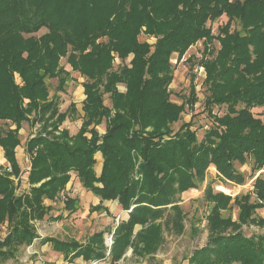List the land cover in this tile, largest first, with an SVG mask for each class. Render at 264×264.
<instances>
[{
	"label": "trees",
	"instance_id": "obj_1",
	"mask_svg": "<svg viewBox=\"0 0 264 264\" xmlns=\"http://www.w3.org/2000/svg\"><path fill=\"white\" fill-rule=\"evenodd\" d=\"M224 14L229 21L220 34L225 36H217L222 48L202 63L212 101L227 103L228 111L215 118L216 124L201 139L186 124L170 135L184 106L197 101L195 96L186 103L172 101L171 58L174 53L181 58L199 40L210 45L216 36L208 22ZM233 19L240 20L244 33L230 32ZM42 28L46 32L36 35ZM142 34L156 41L141 40ZM262 45L264 0H0V146L11 167L0 165V232L7 228L5 236L0 234V264L17 259L22 246L40 237L35 223L52 210L45 199H57L72 172L101 198L91 212L103 209L112 215L103 201L117 200L129 216L111 229L110 247L105 230L84 243L54 236L42 237L41 243H50L69 261L81 256L116 263L130 246L133 254L155 251L164 239L161 223L171 220L169 212L176 214L172 227L177 234L185 231L181 194L199 188L212 164L222 180L235 184L247 180L237 163H250V175L264 169V121L251 111L264 106ZM63 57L70 70L61 64ZM117 57L123 64L114 69ZM71 71L85 78L83 121L75 134L62 125L78 114L76 103L60 110L47 81L58 79V90L64 91ZM106 93L111 105L105 103ZM104 121L101 134L96 127ZM24 122L39 123L41 129L26 142L30 187L18 192L22 169L16 148ZM98 152L103 156L99 175ZM253 193L242 196V219L236 222L220 213L229 196L215 192L207 182L203 199L213 203L208 216L212 238L193 252L189 264H264V236L256 241L239 232L221 234L248 222V212L261 205V174ZM64 201L71 213L78 210L77 197ZM136 225L141 229L135 232Z\"/></svg>",
	"mask_w": 264,
	"mask_h": 264
},
{
	"label": "rangeland",
	"instance_id": "obj_2",
	"mask_svg": "<svg viewBox=\"0 0 264 264\" xmlns=\"http://www.w3.org/2000/svg\"><path fill=\"white\" fill-rule=\"evenodd\" d=\"M229 21L228 15H223L213 22H208L212 26L213 34L216 38L206 45L205 40H199L192 45L185 54L179 58L178 53H174L171 62L174 65V76L170 84L172 91L171 99L174 103H186L187 99L195 96L197 101L189 107L186 104L183 112L180 114L179 119L171 124L173 132L170 135H174L175 132L182 129L184 124L190 126L193 130H196L197 136L201 139L205 133L212 130V127L216 124V117L223 116L228 111L227 103H219L214 101L213 94L210 90V83L208 81V72L202 63V58H214L217 55V50L222 48L221 39L217 38L220 34V29ZM229 28V27H228ZM239 30L244 33L240 20L233 19L230 24V32ZM46 32L45 28H42L36 35H41ZM221 37L225 36V33L220 34ZM141 40H147L150 43L156 41L155 37L142 34ZM207 46V48H206ZM264 52V46L262 45ZM133 55L126 59L125 63H130ZM254 58V57H253ZM61 64L67 69L71 67L67 63V58L61 59ZM123 64L120 58H116L114 63V69H117ZM19 79V78H18ZM84 77L77 71H71V75L68 77V82L64 91L58 90V79H47L51 97H58L60 103V110L64 111L68 108L71 102H75L78 108V114L72 118H67L63 123L62 128H68L71 134H75L80 128L83 121L82 115V99L84 98L83 81ZM119 88L122 91L126 90L124 84H119ZM228 88H225L222 93L227 92ZM218 94L217 98H219ZM105 103L111 105L109 94L104 95ZM242 103L237 105L236 109H241ZM253 117L264 121V106H256L252 110ZM255 121H253L254 124ZM2 122H0V125ZM97 130L99 133H105V121L98 125ZM41 129L40 124L35 126L30 125L28 122H24L20 130L21 146L17 149V156L21 165L22 175L20 187L18 192L29 189L27 182V172L30 167V155L26 150L27 140L36 135ZM0 165L8 166L9 163L3 156V152L0 149ZM237 167L246 175V182L243 184H235L227 180L220 178V173L217 167L212 164L208 168L207 179L197 189L186 190L181 194V206L185 213V231L182 234H177L176 229H173V220L176 218V214L170 213L166 222L161 223V230L164 239H161V243L155 251L148 254L139 252L133 254V248L130 246L127 249L126 254L116 263H111L110 260H87L83 257L75 258L73 261L65 259L63 253L53 250L50 245L40 244L38 241L34 242L30 246H22L17 259L9 260L5 264H189L190 257L193 252L202 247L209 245L211 241V231L209 229L208 216L212 209L213 203H208L203 199L204 189L207 182H212V188L215 192H221L229 196L227 205L220 209V213L224 218L231 219L239 222L241 218V205L244 203L243 197L247 193H255V180L258 176H262L264 179V169L257 171L254 175H250L252 172L251 164L246 163L241 165L237 163ZM75 175L72 172V175ZM62 192L60 196V202L57 205H52L53 209L44 220L37 221L36 226L38 232L45 235H53L59 239H69L75 237L81 242H86L88 237L95 232L105 230V240L108 247L113 242L111 229L117 225L118 221L123 217L129 216L128 211L119 212L121 206L117 207V201H110L109 206L112 208V215H109L106 211L96 210L94 213L88 214V208L93 206L95 200L88 196L81 187L73 186L68 192V187ZM83 186V185H82ZM74 187V188H73ZM86 189V188H85ZM88 190V189H87ZM67 196L79 199V208L73 213H69L66 210L65 205L62 203L64 197ZM252 200L254 198L252 197ZM251 200V204L254 205V201ZM64 202V201H63ZM63 205H62V204ZM261 205L253 207L248 213V222L232 227L228 231H223L221 234H235L237 232L242 233V237L257 238L264 236V200L260 202ZM58 220H55L57 216ZM52 216V217H50ZM140 225H136L134 231H139ZM6 227H3L0 234L4 236L6 234ZM211 234V235H210ZM245 237V236H244ZM241 238V237H240ZM260 242V241H259ZM263 245V243L261 244ZM139 247L143 248L144 243L139 242ZM247 251L240 247V252ZM230 264H242L240 261H233Z\"/></svg>",
	"mask_w": 264,
	"mask_h": 264
},
{
	"label": "crops",
	"instance_id": "obj_3",
	"mask_svg": "<svg viewBox=\"0 0 264 264\" xmlns=\"http://www.w3.org/2000/svg\"><path fill=\"white\" fill-rule=\"evenodd\" d=\"M84 88V87H83ZM84 98H85V93H84ZM84 98L82 99V101L84 100ZM78 131V130H77ZM76 131V132H77ZM19 146H21V145H19ZM18 146V147H19ZM18 147L16 148V153H17V149H18ZM0 149L2 150V152H3V156H4V150H3V148L0 146ZM5 158V157H4ZM17 158H18V156H17ZM6 159V158H5ZM96 160H97V162H96V165H95V170H96V172H97V174L99 175L100 173H101V170H102V166H103V156H102V153L101 152H98L97 154H96ZM18 161H19V159H18ZM20 163V162H19ZM31 163V162H30ZM21 166V165H20ZM30 168V167H29ZM28 173V172H27ZM75 173V172H74ZM72 184H73V186H75V187H77V186H79V187H81L82 188V190L83 191H85V193L89 196L90 195V197H92V199L93 200H95L94 202H93V206L94 205H97V204H99L100 202H101V198L99 197V196H97V195H95L92 191H90V190H87V189H85V187H83L82 186V184H81V182H80V180H79V177L77 176V173H75V175L73 174L72 175V177H71V180L69 181V183L67 184V185H69L68 187V192H70V188L72 187ZM74 188V187H73ZM66 189H67V187H66ZM65 189V190H66ZM62 194V193H61ZM61 194H60V196H61ZM60 196L57 198V199H45V203H46V205H49V206H51L52 207V210H54L53 209V206L52 205H57V203H58V201L60 202ZM65 200V197H64V199H63V201ZM62 201V203L65 205V201L63 202ZM110 201L111 200H105V201H103V205L104 206H106V207H108L109 208V210H110V212H111V214H112V208H111V206H109V204L108 203H110ZM117 201V200H116ZM61 203V204H62ZM62 204V205H63ZM115 205H117V207H119V206H121L119 203H118V201L116 202V204ZM51 210V211H52ZM67 210V209H66ZM123 211H125L122 207H120V209H119V212H123ZM68 212L70 213V211L68 210ZM87 212H88V214H90V213H94V212H96V211H94V212H91V208H88V210H87ZM107 212V211H106ZM73 213V212H72ZM128 214V213H127ZM55 216H57L56 217V219L55 220H58V218L60 217L61 219H62V216H60V215H55ZM128 218V215H127V217L126 218H122V219H120V220H124V219H127ZM45 219V218H44ZM44 219H42V220H44ZM119 220V221H120ZM37 221H41V220H37ZM36 221V222H37ZM119 221H118V223H119ZM117 223V224H118ZM36 224V223H35ZM3 227H6V225L5 226H3ZM6 231H7V228H6ZM37 232H38V229H37ZM38 234L40 235V237L39 238H37V239H35V241L34 242H36V241H38L40 244H42L41 243V238L42 237H46V236H53V235H45V236H43V235H41L39 232H38ZM6 235V234H5ZM4 235V236H5ZM2 236V235H1ZM72 238H75V237H72ZM33 242V243H34ZM46 245H50V247L52 248V245L50 244V243H45ZM45 244H43V245H45ZM53 249V248H52Z\"/></svg>",
	"mask_w": 264,
	"mask_h": 264
},
{
	"label": "built area",
	"instance_id": "obj_4",
	"mask_svg": "<svg viewBox=\"0 0 264 264\" xmlns=\"http://www.w3.org/2000/svg\"><path fill=\"white\" fill-rule=\"evenodd\" d=\"M8 169H9V170L11 169V167H9V165H8ZM65 200H66V198H65Z\"/></svg>",
	"mask_w": 264,
	"mask_h": 264
}]
</instances>
